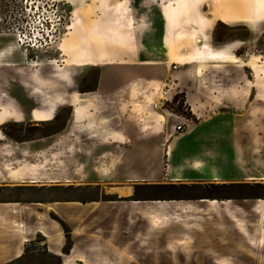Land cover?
Wrapping results in <instances>:
<instances>
[{"label": "rangeland", "instance_id": "rangeland-1", "mask_svg": "<svg viewBox=\"0 0 264 264\" xmlns=\"http://www.w3.org/2000/svg\"><path fill=\"white\" fill-rule=\"evenodd\" d=\"M38 17L53 20L51 38L43 48L30 49L18 33L32 34ZM192 49L228 51L219 61L184 64L179 55ZM228 55L238 56L240 64ZM193 83L252 84L254 115L263 122L238 141L251 152H264V90H257L264 89V0H0V264H217V256L264 264V219L255 211L264 200V183H153L184 179L183 168L114 164L163 161L159 153L167 144L157 149L161 137L148 135L161 116L136 121L141 134L135 140L92 138L86 125L93 117L79 111L78 104L103 99H165L161 114L169 119L163 127L174 129L183 120L172 113L193 118L183 91ZM111 115L98 117L109 119L98 123L99 130L120 129ZM61 131L69 137L73 132L62 144ZM125 145L139 152L128 153ZM60 150L72 154L59 155ZM106 162L112 165H101ZM126 184L130 197L116 193ZM142 198L152 200L132 205ZM201 199L241 206L236 216L252 237L225 211L201 210L186 229L176 220L188 217L184 204L164 211L172 227L159 221L158 232L148 233L147 215L156 213L148 202ZM41 229L48 238L35 233ZM177 239L187 256L178 246L168 249Z\"/></svg>", "mask_w": 264, "mask_h": 264}, {"label": "crops", "instance_id": "crops-1", "mask_svg": "<svg viewBox=\"0 0 264 264\" xmlns=\"http://www.w3.org/2000/svg\"><path fill=\"white\" fill-rule=\"evenodd\" d=\"M166 22H169L168 17L166 18ZM167 24L169 25V23ZM227 51H199L192 49L187 54H181L179 56L185 58L184 64L197 62L198 59L201 60V63H205L207 60L215 61L213 59L215 53L221 52L223 55H227ZM149 63L152 65L157 64L156 62ZM127 87L128 90L134 91L133 87ZM137 89L141 88L138 87ZM254 90L253 85L247 83H193L187 85L183 91L186 92L187 103L193 115V118H188L189 120L186 123L187 127L177 132L170 128H165L164 130L163 126L164 124L166 125V120L169 119V116L161 114L160 110L159 114L163 119H156V125L152 126V130L148 134L149 138L154 136L161 137L160 144L155 148L162 150L161 145L167 144V147L162 150L164 154L162 152L159 153L163 155V161L161 157L159 160L162 162H138L121 165L115 163L114 165L170 166L173 168V171L177 168L175 166H180L179 168H183L181 173L184 178L180 181L183 183H191L190 185L202 188L209 187L211 183H216L220 186L264 183V152H251L244 148L246 145L244 141H238L244 140L253 133L255 122H263L259 115H254ZM151 95L149 94V96ZM78 105L80 113L93 117L91 121L87 120L88 126L86 125V128L89 127L91 129L92 138L116 137L133 140L138 139L141 133L135 126L136 121L141 120L142 116H157L152 112L150 102L142 103L141 101L134 102L129 100L120 102L119 104L112 99H103L84 106L83 104ZM110 114H112V118L114 117L112 120L116 119L113 123L120 129L99 130L98 123H105L109 119L106 118L100 121L98 117L104 118V116ZM172 114L182 116L176 113ZM69 134L70 137L73 136L72 131ZM70 137L66 136L63 131L57 136L61 144L63 140ZM133 144L136 143L133 141ZM124 148L131 154L139 152V150H134L135 146L125 145ZM178 150H181L180 159L175 158ZM58 154L65 155L72 154V152L60 150ZM101 165L111 166L112 164L106 162ZM154 181L153 183L161 184L173 183V180L169 178H155ZM140 200L152 199L142 198L135 201ZM116 202L113 201L112 203ZM74 203L73 201L70 202V204ZM63 219L67 221L66 218ZM51 225L56 227V224ZM45 231L47 230H35V233L40 232L48 238L49 234Z\"/></svg>", "mask_w": 264, "mask_h": 264}, {"label": "bare ground", "instance_id": "bare-ground-1", "mask_svg": "<svg viewBox=\"0 0 264 264\" xmlns=\"http://www.w3.org/2000/svg\"><path fill=\"white\" fill-rule=\"evenodd\" d=\"M224 56L222 53H215V55H213V59L215 60H220L222 59ZM227 58L230 60V62L233 63H237L240 64V59L238 56H232V55H228ZM49 65H53L52 62L48 63ZM86 64H90V62H87ZM121 64H124L121 63ZM203 66V65H202ZM160 103V102H159ZM182 179H175L173 183L175 184H179V182ZM52 184H54V182L52 181ZM111 188V187H110ZM113 189V188H112ZM132 187L130 184H126L122 187H120L119 189H117V192L120 196H130L132 194ZM234 201L231 200H226V201H219L216 199H201L199 201H197V203H202L205 204L206 207L204 209H201L200 207L197 206V203H193V202H174V201H162V200H156V201H151L148 203L154 204L156 205V209L154 210V207L151 208L152 213L156 212L154 214H151V210H150V214L147 215L148 218H150V228L148 229V233H155V231L158 232V230L161 228L158 224V222H162L164 223V225L168 228L172 227L173 223H172V217L169 216L168 214H166L164 211H167L168 209H171L172 207L175 208V206L177 205H183L184 206L182 208H184L185 213H188L189 215H187L188 217H184L183 215L176 217V220H178L179 222H181L182 226L185 227L186 229H189L191 227V225L189 224L188 220L190 219H197L199 218L198 216L195 217L194 215H198V212L203 210L204 212L208 213H219L220 211H225V212H231V214H235L233 216V220L236 221L237 224V228H239L240 230H242L244 232V235L246 238H251L252 234L250 233L249 229L246 227L244 220L240 219L236 216V214H238L239 212L242 213L243 210L241 209L242 207L235 204H232ZM140 203L139 201H133V205L134 206H138ZM258 206L255 209V211L259 214L262 215L261 218L264 219V200H259L258 201ZM231 204V205H230ZM175 205V206H173ZM6 207H13L14 210L13 212L15 213L17 211L15 206L12 205H4ZM232 206H234V210H232L231 208H233ZM180 207V206H178ZM145 208V207H144ZM163 212V213H162ZM168 212V211H167ZM160 214L163 215V218H160ZM175 215V214H174ZM190 215H193L192 217ZM159 218V219H157ZM15 226V225H14ZM18 228H20V225L18 224ZM15 232H18V230L15 229ZM169 247L168 249H173L174 246H178L181 249H183L184 254L187 256L188 252L187 250L184 248V241L183 240H179L177 239L175 241V243L173 242H169ZM73 253V252H72ZM72 255V254H71ZM216 256V254H214ZM75 260V259H74ZM73 260V261H74ZM217 264H235L234 262L230 261L227 258L224 257H218L217 256ZM64 264H70L68 260H66L64 262ZM111 264V263H110Z\"/></svg>", "mask_w": 264, "mask_h": 264}, {"label": "built area", "instance_id": "built-area-1", "mask_svg": "<svg viewBox=\"0 0 264 264\" xmlns=\"http://www.w3.org/2000/svg\"><path fill=\"white\" fill-rule=\"evenodd\" d=\"M42 9L45 10V8L42 6ZM27 24L30 27V23L27 22ZM53 20H48V19H44L41 17H38V19L35 21L34 23V30H32V34H30V32H25L24 33H18V40L21 44H23L25 47L27 48H43L45 45L48 44V39H50V28H53ZM154 99V98H153ZM164 99V98H162ZM165 100V99H164ZM164 100H161L162 102H157L156 100H152L150 102V106L152 109V112H154V114H156L157 116H161L159 114V111L162 110L163 105H164ZM176 119H180L183 120L182 123L174 125V130L175 131H181L184 126L185 123H187V121L189 119H187L184 116H176L174 115Z\"/></svg>", "mask_w": 264, "mask_h": 264}, {"label": "trees", "instance_id": "trees-1", "mask_svg": "<svg viewBox=\"0 0 264 264\" xmlns=\"http://www.w3.org/2000/svg\"><path fill=\"white\" fill-rule=\"evenodd\" d=\"M25 253L22 256H20L19 258H17L16 260L12 261L11 263H14L15 261H18V260L20 261L21 259H23L25 257Z\"/></svg>", "mask_w": 264, "mask_h": 264}]
</instances>
